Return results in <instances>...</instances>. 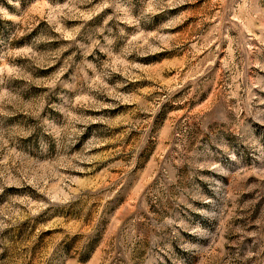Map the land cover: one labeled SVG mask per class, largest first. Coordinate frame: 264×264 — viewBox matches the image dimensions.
I'll use <instances>...</instances> for the list:
<instances>
[{"label":"rangeland","instance_id":"obj_1","mask_svg":"<svg viewBox=\"0 0 264 264\" xmlns=\"http://www.w3.org/2000/svg\"><path fill=\"white\" fill-rule=\"evenodd\" d=\"M0 264H264V0H0Z\"/></svg>","mask_w":264,"mask_h":264}]
</instances>
